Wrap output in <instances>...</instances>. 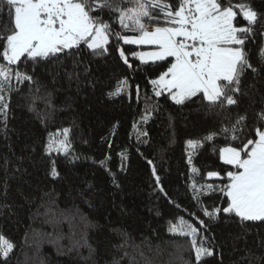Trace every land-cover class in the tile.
Returning a JSON list of instances; mask_svg holds the SVG:
<instances>
[{"label": "trees", "instance_id": "trees-1", "mask_svg": "<svg viewBox=\"0 0 264 264\" xmlns=\"http://www.w3.org/2000/svg\"><path fill=\"white\" fill-rule=\"evenodd\" d=\"M244 2L261 13L246 45L259 72L242 77L238 103L223 110L210 109L199 96L184 104L167 92L156 96L150 81L173 58L141 63L133 53L149 46L124 44L115 36L103 54L82 45L14 66L32 81L13 80L14 90L5 93L7 116L0 114V233L15 244L0 264H264V222H241L223 212L205 216V209L226 206L225 198L207 187L197 197L192 187L227 182L207 176L232 170L219 159V148L241 147L253 138L251 130L264 112V66L257 58L264 45V0ZM102 15L112 20L109 13ZM239 21L238 26L246 24ZM13 26L14 14L4 5L0 33ZM124 81L123 90L110 96ZM146 109L150 114L142 120ZM238 115L247 120L237 126L239 139L233 141L231 132L221 130L231 129ZM65 128L67 153H49L50 135L63 139ZM211 133L213 140L192 152L190 165L186 142ZM180 218L199 229L197 245L202 242L211 256L195 261L191 237L168 230Z\"/></svg>", "mask_w": 264, "mask_h": 264}, {"label": "snow or ice", "instance_id": "snow-or-ice-1", "mask_svg": "<svg viewBox=\"0 0 264 264\" xmlns=\"http://www.w3.org/2000/svg\"><path fill=\"white\" fill-rule=\"evenodd\" d=\"M7 5L10 15L14 14V26L7 34L0 33V114L6 118L8 104L5 93H10L13 80L17 83L32 81V77L14 66L20 63L47 60L67 54L68 51L86 45L97 54L108 51L110 36L122 39L124 44L152 46L150 51L133 53L141 63H156L173 58L167 69L150 81L156 96L167 92L176 104H184L193 97H202L209 108L226 109L238 103L236 95L241 92L242 77L251 71L259 72L251 62V50L246 45L255 36V26L261 13L249 2L233 3L232 0H0V8ZM111 15L106 21L103 13ZM100 13V14H97ZM242 17L246 24L238 26ZM113 23L123 30L137 35H122L113 31ZM264 36V31L260 33ZM119 55L127 64L123 49ZM264 66V45L257 53ZM109 95H117L123 84ZM139 92V89H137ZM145 110L142 120H147ZM246 115H238L231 129V140L239 139L237 126L246 122ZM69 129H63V139L50 135L47 151L67 153ZM253 138L242 142L241 147L231 144L219 148V159L232 170L210 171L208 177H217L226 183L219 187L201 185L197 197L204 187L219 191L226 206L204 210V215L216 218L221 212L234 214L244 221L264 222V112L258 114V123L251 130ZM215 133L201 140L189 139L187 149L191 150L188 163L192 164V152L203 142L212 141ZM227 138V136H226ZM216 150L215 148L213 149ZM101 166L104 162L101 161ZM193 173L198 169L193 167ZM155 173V169H153ZM53 176L57 173L55 169ZM159 182V177H156ZM163 191V189H161ZM204 221L201 220L200 224ZM172 233L191 237L195 250V261L211 256L210 249L197 245L199 229L180 218L178 224H170ZM15 244L0 233V259L7 260Z\"/></svg>", "mask_w": 264, "mask_h": 264}, {"label": "rangeland", "instance_id": "rangeland-1", "mask_svg": "<svg viewBox=\"0 0 264 264\" xmlns=\"http://www.w3.org/2000/svg\"><path fill=\"white\" fill-rule=\"evenodd\" d=\"M126 35L131 36V35H136V34H126ZM143 46H148V45H143ZM150 50H152V46H149V47L146 48V49H138L137 52H141V51H150ZM137 58H138V57H137ZM138 59H139V58H138Z\"/></svg>", "mask_w": 264, "mask_h": 264}]
</instances>
